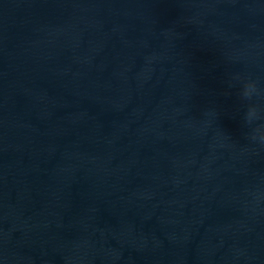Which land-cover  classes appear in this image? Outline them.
<instances>
[{
    "label": "water",
    "instance_id": "95a60500",
    "mask_svg": "<svg viewBox=\"0 0 264 264\" xmlns=\"http://www.w3.org/2000/svg\"><path fill=\"white\" fill-rule=\"evenodd\" d=\"M259 135L264 0H0V264H264Z\"/></svg>",
    "mask_w": 264,
    "mask_h": 264
},
{
    "label": "clouds",
    "instance_id": "9594fccd",
    "mask_svg": "<svg viewBox=\"0 0 264 264\" xmlns=\"http://www.w3.org/2000/svg\"><path fill=\"white\" fill-rule=\"evenodd\" d=\"M256 92L257 89L255 84L253 82H246L243 84L240 90V96L246 101H251L253 94ZM253 119H259V110L254 104L249 102L245 113L244 122L245 124H250ZM255 134L256 132L254 130L253 138H255ZM259 138L264 140V135H259Z\"/></svg>",
    "mask_w": 264,
    "mask_h": 264
}]
</instances>
